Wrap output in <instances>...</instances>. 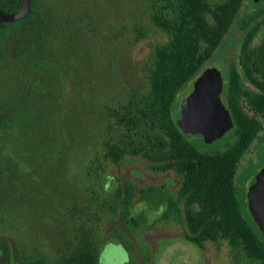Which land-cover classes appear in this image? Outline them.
<instances>
[{"label": "rangeland", "instance_id": "rangeland-1", "mask_svg": "<svg viewBox=\"0 0 264 264\" xmlns=\"http://www.w3.org/2000/svg\"><path fill=\"white\" fill-rule=\"evenodd\" d=\"M262 7L264 0L242 1L200 70L219 69L222 91L228 63L239 68L240 23ZM26 13L0 29V236L37 264H86L107 240L116 243L111 264H264L241 246L236 261L226 241L198 247L185 239L177 218L161 217L167 206L161 192L134 194L132 232L115 215V178L163 185L173 196L179 185L171 170L155 171L158 138L166 136L147 114L155 49L169 38L159 20L173 19L163 2L34 0ZM193 80L176 95L175 121ZM240 81L247 85L242 74ZM186 137L213 152L234 136L229 129L211 142L199 133ZM108 146L120 151L117 163ZM263 167L264 127L236 166L245 216L246 190Z\"/></svg>", "mask_w": 264, "mask_h": 264}, {"label": "trees", "instance_id": "trees-1", "mask_svg": "<svg viewBox=\"0 0 264 264\" xmlns=\"http://www.w3.org/2000/svg\"><path fill=\"white\" fill-rule=\"evenodd\" d=\"M161 1L173 19L159 20L169 32V38L155 49L154 66L148 79L147 114L151 124L166 136L158 138L153 156L157 162L155 171L171 170L179 185L173 196L162 190L163 185L137 187L129 179L119 182L115 178L117 184L110 194L115 215L132 232V226H138V219L130 215L134 194L147 196L161 192L162 200L167 202L161 217L177 218L184 228L185 239L198 247L207 241H226L236 261L239 246L246 254L264 259V237L251 213L247 212L248 216L242 213L235 184L237 163L264 127L261 124V119L264 120V7L241 21L239 68L233 61L228 63L227 82L220 93L233 122L230 128L233 140L223 150L207 152L189 141L188 133L177 126L172 116L173 106L178 91L198 75L224 39L243 0ZM33 2L30 0V6ZM20 4L21 0H0V8L5 12L17 10ZM10 22L13 21H0V29ZM258 34L260 41L254 43ZM241 74L247 81L246 86L241 84ZM107 152L112 162L117 163L120 151L108 146ZM114 244L104 241L102 251L88 258L86 264H111L117 256ZM36 260L24 258L12 241L0 236V264H37Z\"/></svg>", "mask_w": 264, "mask_h": 264}, {"label": "water", "instance_id": "water-1", "mask_svg": "<svg viewBox=\"0 0 264 264\" xmlns=\"http://www.w3.org/2000/svg\"><path fill=\"white\" fill-rule=\"evenodd\" d=\"M257 1V0H255ZM30 0H21L17 10L5 12L0 8V21L21 18L29 10ZM223 79L216 67L204 68L193 80L192 89L180 103L176 120L183 133H199L205 142L221 137L233 126L220 93ZM248 209L264 237V167L254 176L246 190Z\"/></svg>", "mask_w": 264, "mask_h": 264}]
</instances>
